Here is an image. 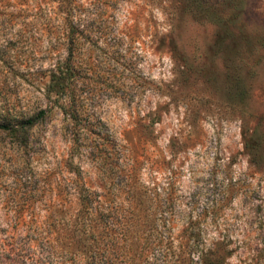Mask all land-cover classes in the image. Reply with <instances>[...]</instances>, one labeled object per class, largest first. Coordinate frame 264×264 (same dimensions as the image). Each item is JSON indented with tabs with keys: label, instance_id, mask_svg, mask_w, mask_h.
I'll return each mask as SVG.
<instances>
[{
	"label": "rangeland",
	"instance_id": "obj_1",
	"mask_svg": "<svg viewBox=\"0 0 264 264\" xmlns=\"http://www.w3.org/2000/svg\"><path fill=\"white\" fill-rule=\"evenodd\" d=\"M76 5L71 32L52 0H0V123L48 113L0 130V264H141L115 226L82 256L70 162L115 219L169 222L176 254L264 264V0Z\"/></svg>",
	"mask_w": 264,
	"mask_h": 264
},
{
	"label": "trees",
	"instance_id": "obj_2",
	"mask_svg": "<svg viewBox=\"0 0 264 264\" xmlns=\"http://www.w3.org/2000/svg\"><path fill=\"white\" fill-rule=\"evenodd\" d=\"M52 2L56 4L57 13L62 14L64 24L70 25L69 30L72 32V25H74L75 20L74 13L77 6L76 0H52ZM75 39L76 36L73 32L69 35L70 45L75 42ZM69 70H72V66L69 67ZM73 77L69 76L68 78H62L60 75L58 77H53L51 88L53 89L54 86L57 88L53 89L55 95L58 93L61 94L62 91L70 87L74 79ZM47 114V111L41 110L34 117L22 119L15 123H11L5 119L3 123H0V130L16 138H22L23 140L38 121L44 119ZM70 116L74 121L78 118L76 111H72ZM74 142V147L76 149L80 146L77 143L78 139ZM67 165L69 170L74 173L77 181L74 188V197L76 198L78 206L76 212L77 241L82 256H85L88 259L93 258L94 256L91 253L89 240H92L96 235L107 237L109 233L106 232H113L115 226L121 231L118 233L119 235H122L123 237V235L125 236L127 233L130 241L135 239L139 242L141 264H200V262H194L191 258L192 255L195 254V247L196 249L198 248L197 244L188 242L186 243L188 250L176 254L171 235H165L163 232L166 231L164 230L159 231V227H168L171 229V227H169V222L167 223L165 220L157 218L150 219V221L147 217L143 219L140 217L141 215H138L139 213L136 210V204L131 211L133 214L131 219H123L122 221L115 219L112 215L111 208L106 203L103 195L93 191L83 182L82 170L79 167L74 169L72 162ZM203 263L218 264V260L210 263H206L204 260Z\"/></svg>",
	"mask_w": 264,
	"mask_h": 264
}]
</instances>
